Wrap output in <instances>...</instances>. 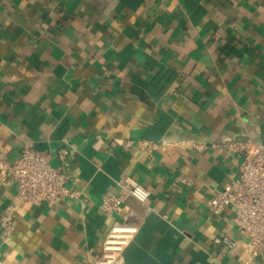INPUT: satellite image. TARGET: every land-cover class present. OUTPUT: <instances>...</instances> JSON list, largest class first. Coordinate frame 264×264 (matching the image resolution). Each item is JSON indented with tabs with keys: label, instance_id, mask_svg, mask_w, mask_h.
<instances>
[{
	"label": "crops",
	"instance_id": "obj_1",
	"mask_svg": "<svg viewBox=\"0 0 264 264\" xmlns=\"http://www.w3.org/2000/svg\"><path fill=\"white\" fill-rule=\"evenodd\" d=\"M250 138L264 144V0H0V157L46 151L79 193L24 205L0 184V264H96L115 219L139 227L127 262L240 264L234 209L208 201L240 179L224 143ZM125 173L146 205L110 216Z\"/></svg>",
	"mask_w": 264,
	"mask_h": 264
},
{
	"label": "built area",
	"instance_id": "obj_2",
	"mask_svg": "<svg viewBox=\"0 0 264 264\" xmlns=\"http://www.w3.org/2000/svg\"><path fill=\"white\" fill-rule=\"evenodd\" d=\"M160 143H152L151 147ZM225 146L244 156L240 179L219 191L208 201L209 210L219 215L227 207L234 209L237 228L248 237L249 254L242 258L240 264H258L257 257L264 249V144L254 139L229 140ZM67 150L60 155L65 159ZM12 177L17 189L19 200L24 205H33L46 201H60L64 197H76L79 193L67 185L70 175L61 167L54 166L50 153L26 147L15 159L0 157V184L9 183ZM121 194L107 193L102 197L100 208L110 216L130 209L129 198L136 199L146 205L149 190L132 175L125 173L118 183ZM1 226L6 235L15 229L14 209L5 213ZM139 227L130 222L115 219L103 240L102 252L96 264H141L124 260L126 248L135 239ZM233 245L228 238L217 239Z\"/></svg>",
	"mask_w": 264,
	"mask_h": 264
}]
</instances>
